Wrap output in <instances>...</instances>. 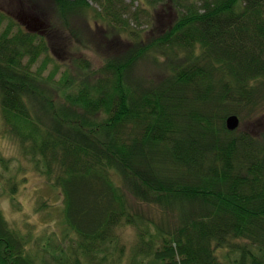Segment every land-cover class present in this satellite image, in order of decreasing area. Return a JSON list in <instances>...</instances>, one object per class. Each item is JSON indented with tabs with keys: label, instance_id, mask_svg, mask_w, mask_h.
<instances>
[{
	"label": "trees",
	"instance_id": "1",
	"mask_svg": "<svg viewBox=\"0 0 264 264\" xmlns=\"http://www.w3.org/2000/svg\"><path fill=\"white\" fill-rule=\"evenodd\" d=\"M91 1L50 11L115 29L98 69L0 10L4 139L62 196V228L35 239L0 211V264H264V129L226 125L264 108V0ZM166 3L172 21L144 37Z\"/></svg>",
	"mask_w": 264,
	"mask_h": 264
},
{
	"label": "rangeland",
	"instance_id": "2",
	"mask_svg": "<svg viewBox=\"0 0 264 264\" xmlns=\"http://www.w3.org/2000/svg\"><path fill=\"white\" fill-rule=\"evenodd\" d=\"M132 1L125 0L127 3ZM140 2L145 4L144 7H148L145 0ZM139 4L136 0L135 6ZM51 7L52 0H0V10H3L7 16H11L17 24L34 29L37 33L49 35L50 49L58 55L60 60L67 62L80 57L82 60L87 59L91 66L98 69L106 53L103 47L114 42L115 38L119 39L115 33L110 40L104 38L106 31L109 33L115 29L94 19L92 13L91 15H70L67 27L64 22L58 20V16L52 14ZM147 11L148 13L144 12L142 25L138 29L142 30L144 37L153 39L160 34V31L167 28L175 13L171 10L169 3H166L164 8L157 6ZM72 33L73 35L78 33L79 40L86 43L85 46H80ZM155 70L156 66L146 60L142 67L136 68L135 75L140 79H147L148 75ZM146 82L143 81V84L147 85ZM3 129L0 113V175L3 176L0 178V194L6 188L3 196L0 195V211L24 235L32 233V238L35 239L46 233L51 234L54 228H62L60 225L62 196L59 191L52 190L49 183L33 170L28 159L20 155V148L16 141L12 142L8 137L4 139ZM239 129H250L257 134L261 132L264 129V108L262 113L251 120L241 121ZM3 160L9 161L7 165L3 163ZM15 181L19 183V188L13 198L9 193V187L14 190ZM40 206L45 207L38 210ZM126 238L133 241L132 230L125 232V240Z\"/></svg>",
	"mask_w": 264,
	"mask_h": 264
},
{
	"label": "water",
	"instance_id": "3",
	"mask_svg": "<svg viewBox=\"0 0 264 264\" xmlns=\"http://www.w3.org/2000/svg\"><path fill=\"white\" fill-rule=\"evenodd\" d=\"M226 125L230 131H234L240 126V118L237 115H231L227 118Z\"/></svg>",
	"mask_w": 264,
	"mask_h": 264
},
{
	"label": "flooded vegetation",
	"instance_id": "4",
	"mask_svg": "<svg viewBox=\"0 0 264 264\" xmlns=\"http://www.w3.org/2000/svg\"><path fill=\"white\" fill-rule=\"evenodd\" d=\"M23 30H25V31H27V32H32V33H37L34 29H31V28H26V27H22V26H20ZM37 34H39V35H41V36H43L44 38H45V40L46 41H49V35L47 36V35H45L44 33H37Z\"/></svg>",
	"mask_w": 264,
	"mask_h": 264
}]
</instances>
